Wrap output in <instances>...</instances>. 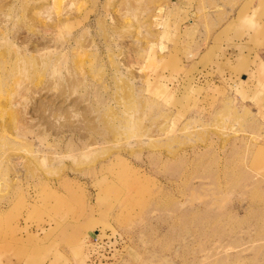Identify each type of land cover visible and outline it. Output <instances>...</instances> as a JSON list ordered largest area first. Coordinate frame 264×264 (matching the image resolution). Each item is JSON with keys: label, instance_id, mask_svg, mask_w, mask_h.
<instances>
[{"label": "rangeland", "instance_id": "1", "mask_svg": "<svg viewBox=\"0 0 264 264\" xmlns=\"http://www.w3.org/2000/svg\"><path fill=\"white\" fill-rule=\"evenodd\" d=\"M0 264H264V0H0Z\"/></svg>", "mask_w": 264, "mask_h": 264}]
</instances>
